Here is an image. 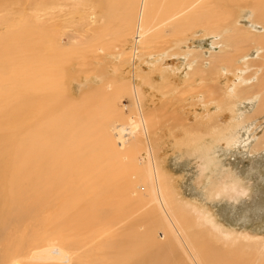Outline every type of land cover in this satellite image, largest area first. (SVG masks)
<instances>
[{
	"label": "bare ground",
	"instance_id": "1",
	"mask_svg": "<svg viewBox=\"0 0 264 264\" xmlns=\"http://www.w3.org/2000/svg\"><path fill=\"white\" fill-rule=\"evenodd\" d=\"M106 1L109 6L122 2L126 6L123 29L132 32L134 43L131 52L119 50L122 65L136 68L134 58L153 46L168 27L176 35L203 28L204 36L223 38L219 43L229 51L223 48L224 57L214 63L217 81L221 74L236 73L239 59L250 52L248 44L259 51L260 59L264 57V0H163L162 13L155 8L159 0ZM242 9L252 11L257 24L252 31L238 27ZM38 22L41 26L33 30L24 24L0 39V264H185L152 214L137 221L136 189L144 195L143 206L157 204L191 264H264V243L225 233L196 207L180 210L173 205L149 138L154 117L145 112L142 94L134 85H119L111 77L121 67L97 80L87 78L92 94L82 91L83 100H73L68 96L73 81L68 65L77 54L75 45L66 47L60 37L45 31L44 22ZM95 23L91 33L102 29ZM237 50L242 53L238 57ZM248 64L247 68L252 66ZM254 67L253 75L264 63ZM99 79L108 84L95 87ZM248 89L244 93L236 89L229 100L259 98L257 116L264 114V73ZM127 96L134 98L136 109L129 121L117 110L118 101ZM93 101L100 105L90 113L87 104ZM229 104L220 99L217 105L223 111ZM223 122L217 126L215 120L210 130H219ZM228 129L223 132L229 133ZM232 135L226 140L230 145ZM90 138L99 144L98 152L91 149L92 158L86 145ZM141 149L148 160L144 168L137 163ZM98 155L108 157L107 163ZM129 172L138 179L135 183Z\"/></svg>",
	"mask_w": 264,
	"mask_h": 264
},
{
	"label": "rangeland",
	"instance_id": "2",
	"mask_svg": "<svg viewBox=\"0 0 264 264\" xmlns=\"http://www.w3.org/2000/svg\"><path fill=\"white\" fill-rule=\"evenodd\" d=\"M162 1L159 0L155 7L160 13L166 9V2ZM124 5L122 2L118 6H109L106 0H0V39L9 36L8 33L13 32L12 30L19 31L24 24H29L33 30L40 25L39 19L46 25L45 31L60 37L63 45L68 47L73 43L77 54L68 65L71 68L68 73L73 80L69 83L68 96H72L77 102L84 98L82 91L86 95L89 93L87 96L92 94L88 88L92 83L87 78L97 80L101 74L109 76V72L121 67L111 77L117 84L121 82L120 84L134 85L139 90V95L142 94L140 98L145 112L154 117L149 138L173 205L180 210L188 205L196 207L200 213L210 216L225 233L264 243V114L257 116L259 98L245 100L236 96L229 100L234 92L237 93L238 88L241 92H250L248 88L253 87L264 73V68H261L253 75L256 71L254 63L261 65L264 57L260 59L259 51L248 44L246 51L249 48L250 52L239 59L236 73L226 72L229 75L227 77L221 74L217 81L214 63L229 51L223 42L222 45L219 43L223 38L204 36L203 28H197V33L193 29L188 34L176 35L173 28L168 27L159 33L153 46L136 56L138 59L134 58L137 61L136 68L134 65L127 66V63L122 65L119 50L123 48L131 52L134 43L132 32L123 29ZM242 10L241 14H236L239 18L238 27L252 31L253 25H257L253 23L252 11ZM234 19L232 17L230 21ZM95 20V28L99 26L102 29L91 33ZM258 28L261 29L259 32L263 31L261 26L258 25ZM223 48L225 52L222 51ZM241 54L237 50V57ZM247 62L252 65L250 69L246 66ZM198 67L202 68L197 71ZM222 71L225 73L227 70ZM228 77L233 78L230 84ZM240 79L242 82L238 81ZM99 81L95 87H105L108 84H102L100 79ZM220 99L227 100L232 105H227L226 111H222L217 105ZM99 105L98 101L88 103V111L95 113ZM117 110L129 121L136 110L134 98H121L117 103ZM215 120L217 126L224 121V126L219 130L225 137L219 134L217 127L210 130ZM238 125L241 128L235 127ZM224 128L225 131L229 128V133H224ZM234 132L235 137L232 135ZM231 135L235 140L230 145L226 140ZM91 139L87 140L86 145H89L92 158V150L97 151L99 144L97 138ZM143 149L137 156L139 168H144L148 162ZM107 158L100 155L97 157L102 163H107ZM127 176L134 183L138 180L132 172ZM225 188L227 191L223 190ZM139 192L140 190H135V208L139 210L137 221L152 214L161 223V229L167 231L185 264H191L161 211L156 210L157 204L143 206L140 198L144 195ZM160 236L162 231H159V239L163 237Z\"/></svg>",
	"mask_w": 264,
	"mask_h": 264
}]
</instances>
